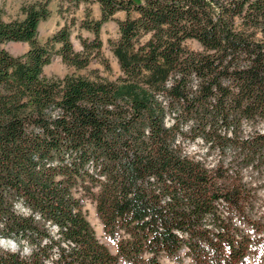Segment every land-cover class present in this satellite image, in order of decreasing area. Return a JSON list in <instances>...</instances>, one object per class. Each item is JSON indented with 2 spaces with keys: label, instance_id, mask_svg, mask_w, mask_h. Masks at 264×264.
<instances>
[{
  "label": "trees",
  "instance_id": "obj_1",
  "mask_svg": "<svg viewBox=\"0 0 264 264\" xmlns=\"http://www.w3.org/2000/svg\"><path fill=\"white\" fill-rule=\"evenodd\" d=\"M48 1L0 18V238L17 244L0 245V264H243L256 239L236 225L240 171L264 166V0H96L82 50L63 27L49 42L85 67L122 12L113 80L43 76ZM7 41L29 47L14 56ZM197 139L216 164L189 154Z\"/></svg>",
  "mask_w": 264,
  "mask_h": 264
},
{
  "label": "rangeland",
  "instance_id": "obj_2",
  "mask_svg": "<svg viewBox=\"0 0 264 264\" xmlns=\"http://www.w3.org/2000/svg\"><path fill=\"white\" fill-rule=\"evenodd\" d=\"M37 1L44 0H0V18L3 21L23 18V8ZM47 8L49 14L46 18L40 20L36 35L38 42L47 44L51 52L50 61L43 67V76L62 78L65 75L73 74L89 79H115L119 74V66L111 51L109 40L117 37L118 26L116 21L123 18L124 14L118 12L112 19L102 23L98 33V37L102 40L99 55L92 57L85 67L75 68L62 61L58 53L60 43L49 42V38L63 27L70 33L69 40L73 50H82V40H90L96 36L92 30L86 27V24L92 23L101 17L99 5L96 0L81 1L76 5L68 0H49ZM1 46L10 54L16 56L26 52L29 44L20 41H7L2 43ZM192 46L199 47L196 42ZM262 128H264V124ZM186 149L189 154L202 157L210 167L216 164L219 158L217 151L208 152L207 145L199 139L188 142ZM240 173V188L244 198V216L240 219V214H238L236 225L242 232L256 239L255 252L250 253L243 264H264V166L258 168L243 167ZM84 209L86 218L96 237L114 251L115 244L105 234L93 203L86 202ZM1 239L3 238H0V245L10 250L17 249V244L13 243L12 239H5L6 241H1ZM21 254H28V249L25 246L22 248ZM185 261L187 263V257ZM163 262L174 264L168 257H164Z\"/></svg>",
  "mask_w": 264,
  "mask_h": 264
}]
</instances>
